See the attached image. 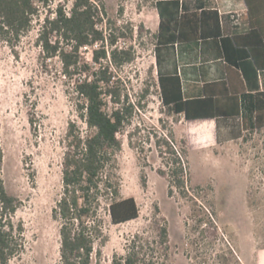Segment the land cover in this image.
Masks as SVG:
<instances>
[{"label":"rangeland","instance_id":"1","mask_svg":"<svg viewBox=\"0 0 264 264\" xmlns=\"http://www.w3.org/2000/svg\"><path fill=\"white\" fill-rule=\"evenodd\" d=\"M116 1L106 0L107 6L112 9ZM150 1H122V16L117 15V7L114 12L107 10L118 25L133 28V37L119 43L135 51V60L122 69L121 76L132 101L142 107L137 106L130 124L118 134L121 151L117 155L120 194L135 200L138 217L112 224L104 212L107 240L102 246L95 245L101 249L100 264L124 257L136 235L141 248L138 264H242V258L250 257L255 249H264V132L246 133L228 147L213 132L187 130L184 122L177 130L159 98L153 39L139 12L149 8ZM73 3L51 0L49 7L38 5L30 30L18 38L8 36L20 39L13 49L0 37V177L6 192L22 203L12 219L22 221L25 228V250L10 264L59 263V224L52 219L51 210L61 192L62 141L69 121L82 123L60 63L57 59L44 61L36 39L49 11L58 5L68 11ZM85 57L90 58V50ZM144 89L148 94L142 98ZM29 113L33 114L32 125ZM163 138L178 150L183 147L181 141L185 142L187 186L212 188V196L205 191L198 200L203 204L212 201L218 229L214 236L212 230L202 236L186 229L185 222L191 227L195 223L190 219V203L176 191L168 195L167 178L158 174L167 171L156 144ZM164 223L167 251L159 239Z\"/></svg>","mask_w":264,"mask_h":264},{"label":"trees","instance_id":"2","mask_svg":"<svg viewBox=\"0 0 264 264\" xmlns=\"http://www.w3.org/2000/svg\"><path fill=\"white\" fill-rule=\"evenodd\" d=\"M51 0H0V37L12 49L20 39L12 35L27 33L34 16H38V5L49 7ZM159 11V30L155 40V62L157 86L162 106L178 121L212 118L216 121L239 116L234 106L229 111L220 107L219 101L204 96L183 98L181 82L176 75H164L159 69V49L183 39L212 41L219 49V56L226 64L240 71L249 84L255 82L258 89V74L264 71V0H244L247 8L245 27L223 36L218 12L209 8V0H198L199 14H183L178 17L177 0H153ZM151 2V3H152ZM117 13L122 16L124 8L119 5ZM166 15V16H165ZM141 29V27H140ZM133 28L118 25L108 17L102 0H74L69 15L62 5L45 15L39 25L36 44L44 61L57 59L60 73L71 90V100L77 121L68 122L63 139L61 162V192L51 210V217L59 224L58 264H100L101 249L107 237L104 232V212L112 224H121L138 217V208L132 197L122 198L117 155L121 151L118 134L130 124L136 105L121 76L122 69L135 60L131 46L119 48L122 39L133 37ZM90 50V58L85 57ZM148 94L144 89L142 98ZM250 108L252 129L264 128V91L252 96ZM30 124L33 114L29 113ZM158 154L167 171L158 174L167 178L168 195L176 191L190 203V219L194 226L185 222L186 229L198 234H214L212 201L199 202L201 193L212 196V188L187 186V149L173 147L167 139L156 141ZM175 146V145H174ZM176 147V146H175ZM3 154L0 150V171ZM22 205L9 195L0 177V264H10L25 250L24 224L14 223L12 217ZM164 222V221H163ZM160 244L168 250L166 224L159 230ZM140 237L134 236L127 254L113 259L111 264L140 263ZM143 260V259H142ZM147 264H153L148 261Z\"/></svg>","mask_w":264,"mask_h":264},{"label":"crops","instance_id":"3","mask_svg":"<svg viewBox=\"0 0 264 264\" xmlns=\"http://www.w3.org/2000/svg\"><path fill=\"white\" fill-rule=\"evenodd\" d=\"M102 1L106 12L107 10L114 12L115 8L117 7L118 10L124 0H117L112 9L107 6L106 0ZM152 1L149 2V8L143 11L141 9L139 12L144 17L143 25L151 31L149 34L152 39H155L153 35L159 30L160 16L158 8ZM177 1L180 7L178 17L183 14H199L201 11L198 0ZM209 3V8L218 12L223 36H228L245 27L244 18L247 8L244 0H209ZM154 47L155 40H153V52L155 51ZM218 52L217 45L212 41L183 39L160 47L158 67L164 75L179 77L184 99L207 96L219 101L220 107L223 106L228 111L234 106L238 108L239 116L236 118L219 121L212 118L186 120L183 115H180L178 121L175 122L177 130L183 127L182 122H184L187 124V130H195L200 133L213 132L216 139L220 137L226 146L231 147L234 142L242 140L246 133L253 135L264 132V128L256 130L250 127L253 123L250 113V108L253 106L252 96L259 91H264V71L258 74V89H255V82L248 84L240 71L228 66L220 58ZM155 67L157 69L156 62ZM248 256L250 257L242 258V264H264V249H255Z\"/></svg>","mask_w":264,"mask_h":264},{"label":"built area","instance_id":"4","mask_svg":"<svg viewBox=\"0 0 264 264\" xmlns=\"http://www.w3.org/2000/svg\"><path fill=\"white\" fill-rule=\"evenodd\" d=\"M65 11H66V10H65ZM69 12H70V9H69L68 11H66V13H67L68 15H69ZM119 43H120V42H119ZM119 43H118V47H119V48H124V47L126 48V46H124V47L120 46ZM173 147L176 149V147H175L174 145H173Z\"/></svg>","mask_w":264,"mask_h":264}]
</instances>
